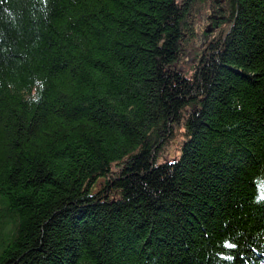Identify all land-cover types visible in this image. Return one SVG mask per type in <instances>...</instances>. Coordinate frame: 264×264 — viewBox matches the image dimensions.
I'll use <instances>...</instances> for the list:
<instances>
[{"label": "trees", "instance_id": "16d2710c", "mask_svg": "<svg viewBox=\"0 0 264 264\" xmlns=\"http://www.w3.org/2000/svg\"><path fill=\"white\" fill-rule=\"evenodd\" d=\"M0 264H264V0H0Z\"/></svg>", "mask_w": 264, "mask_h": 264}, {"label": "rangeland", "instance_id": "374dc122", "mask_svg": "<svg viewBox=\"0 0 264 264\" xmlns=\"http://www.w3.org/2000/svg\"><path fill=\"white\" fill-rule=\"evenodd\" d=\"M209 9H210V7H209ZM209 9H207V11ZM210 11H211V9L209 10V12ZM207 25L208 24L206 21L200 22L197 19V22H196L195 27H194L196 37L194 36L195 38L190 40V42L187 44V51L185 52V57L180 59V65L183 68L182 70H184V72L188 73L189 76L194 71L193 69H194L195 63L197 62L198 55L200 54V51L203 47L201 36H202V32L206 29ZM222 27H223V24L220 25V28H222ZM208 30H210V28L207 29V31ZM179 145H180V143L176 147H172L167 156H166V152L163 151V153L160 156V162L166 161V160H172V159L176 158L177 156H180L181 152L177 151V150H179ZM158 161H159V159H158Z\"/></svg>", "mask_w": 264, "mask_h": 264}, {"label": "water", "instance_id": "95a60500", "mask_svg": "<svg viewBox=\"0 0 264 264\" xmlns=\"http://www.w3.org/2000/svg\"><path fill=\"white\" fill-rule=\"evenodd\" d=\"M209 31V30H208Z\"/></svg>", "mask_w": 264, "mask_h": 264}]
</instances>
